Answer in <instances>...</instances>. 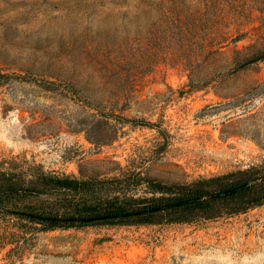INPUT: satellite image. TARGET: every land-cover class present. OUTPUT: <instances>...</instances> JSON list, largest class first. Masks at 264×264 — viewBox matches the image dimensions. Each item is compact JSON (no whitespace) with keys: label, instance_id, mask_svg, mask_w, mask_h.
<instances>
[{"label":"rangeland","instance_id":"obj_1","mask_svg":"<svg viewBox=\"0 0 264 264\" xmlns=\"http://www.w3.org/2000/svg\"><path fill=\"white\" fill-rule=\"evenodd\" d=\"M262 55L264 0H0V172L190 183L264 166V59L240 68ZM0 264H264V206L47 231L0 217Z\"/></svg>","mask_w":264,"mask_h":264},{"label":"trees","instance_id":"obj_2","mask_svg":"<svg viewBox=\"0 0 264 264\" xmlns=\"http://www.w3.org/2000/svg\"><path fill=\"white\" fill-rule=\"evenodd\" d=\"M8 78L0 72V84ZM263 175L264 166H254L190 183H165L125 173L104 179H79L43 170L29 174L0 172V217L39 225L46 231L96 225L188 224L239 215L264 206ZM246 181L253 184L245 191L227 197L212 196ZM140 186L146 187L149 195L138 197L129 193ZM200 196L205 198L202 202L141 216L94 223L58 221L138 211Z\"/></svg>","mask_w":264,"mask_h":264},{"label":"water","instance_id":"obj_3","mask_svg":"<svg viewBox=\"0 0 264 264\" xmlns=\"http://www.w3.org/2000/svg\"><path fill=\"white\" fill-rule=\"evenodd\" d=\"M262 59H264V55H262L258 58H255L253 60L247 61L246 63L242 64L240 66V68L247 67V66H249V65H251L257 61H260ZM261 178H264V175ZM252 184H253V181H246L245 183H242L240 185H237V186L232 187L230 189H227L225 191L215 193L212 196H214V197H227V196H230V195H233V194H236V193H239V192H242V191L249 189L252 186ZM204 199H205L204 197L200 196V197L185 199L182 201L168 203V204L161 205L158 207H151L148 209H143V210H138V211H130V212H124V213H116V214L92 216V217H74V218H69V219H58V221L69 222V223H94V222L105 221V220L135 217V216H141V215H146V214H150V213L169 210L171 208L178 207V206H184V205L199 203V202H202Z\"/></svg>","mask_w":264,"mask_h":264}]
</instances>
